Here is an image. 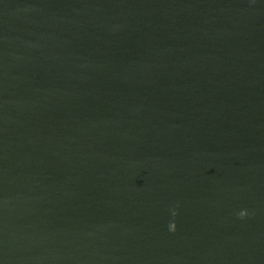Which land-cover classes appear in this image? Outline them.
<instances>
[{"label": "water", "instance_id": "obj_1", "mask_svg": "<svg viewBox=\"0 0 264 264\" xmlns=\"http://www.w3.org/2000/svg\"><path fill=\"white\" fill-rule=\"evenodd\" d=\"M0 264H264V0H0Z\"/></svg>", "mask_w": 264, "mask_h": 264}, {"label": "clouds", "instance_id": "obj_2", "mask_svg": "<svg viewBox=\"0 0 264 264\" xmlns=\"http://www.w3.org/2000/svg\"><path fill=\"white\" fill-rule=\"evenodd\" d=\"M173 214L175 215V211L173 212ZM238 215H239L241 218H243V217H245V216L248 215V212H247V210H241V211L238 213ZM175 229H176V224H175V222H172V223L170 224V230L175 231Z\"/></svg>", "mask_w": 264, "mask_h": 264}]
</instances>
